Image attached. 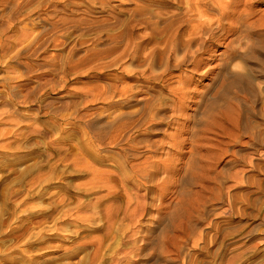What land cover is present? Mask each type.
Wrapping results in <instances>:
<instances>
[{
    "label": "rangeland",
    "instance_id": "rangeland-1",
    "mask_svg": "<svg viewBox=\"0 0 264 264\" xmlns=\"http://www.w3.org/2000/svg\"><path fill=\"white\" fill-rule=\"evenodd\" d=\"M200 4L196 65L166 67L152 25L188 0H0V264H264V0ZM112 153L159 164L123 184Z\"/></svg>",
    "mask_w": 264,
    "mask_h": 264
},
{
    "label": "bare ground",
    "instance_id": "bare-ground-1",
    "mask_svg": "<svg viewBox=\"0 0 264 264\" xmlns=\"http://www.w3.org/2000/svg\"><path fill=\"white\" fill-rule=\"evenodd\" d=\"M179 3H181V2H183V0H177ZM189 1V11L188 12H195V14L194 15H191V16H188V17H186L185 15L186 14H189L187 11L185 12V14L183 15V17L179 14V15H173V16H170L168 19H167V21L166 22H164L165 21V19H164V23H161V24H165L166 23V27H165V25H164V27L165 28H163L164 30H158V28L157 27H155L157 24H155L154 22H151V23H154L152 26H153V35L154 36H157V38H158V35H159V37H161V36H164V38H167L166 39V42L168 43L169 42V44H171V47L169 48V51H167V52H164V55L166 56L165 58H166V60H167V62L168 63H166L165 64V66L166 67H168V65H169V63H170V61H172V60H174V61H176L178 64H182V63H184V62H186V60H184V58L183 57H180V52H181V50L182 51H186V52H189L190 53V57H191V59L192 60H190L191 61V64H194V65H196V60H197V54H198V52H197V50H196V52L195 51H193V49H194V47H192L191 48V46H193V44H194V42H198V40L200 39L201 40V38H202V36H204V35H208V37L210 38V36H211V33H212V27L211 28H208L207 27V23L204 21L203 22V19L205 18V13L204 12H206V11H204L203 10V6H205L206 5V3H205V5H203V6H201V4H200V1L201 0H188ZM203 1V0H202ZM186 3V2H185ZM224 3V2H223ZM223 3H221V4H219L218 6L221 8V5L223 4ZM230 2H228L227 4H229ZM187 4H188V2H187ZM225 4V3H224ZM223 4V5H224ZM226 4V5H227ZM231 4V3H230ZM230 4L228 5L229 7H230ZM225 5V6H226ZM229 7H227V9L229 8ZM146 9V8H145ZM223 9H225V7L223 8ZM223 9L221 8V13L223 12L224 13V11H223ZM226 9V10H227ZM203 10V11H202ZM207 10V9H206ZM209 10V9H208ZM136 11V10H135ZM207 12H209V11H207ZM222 13V14H223ZM143 15H145V14H143ZM182 17V18H180V17ZM179 17L180 19H177V18ZM143 19L141 20V23L143 24V25H146V26H149V22H148V20L145 18V17H142ZM155 19V18H154ZM156 20V19H155ZM207 20V19H206ZM217 20V19H216ZM211 22V21H210ZM132 24V23H131ZM206 24V25H205ZM210 24V23H209ZM183 25H188V27H192L191 29H190V31L186 34L187 35V37H188V39L187 40H185L184 39V32H181V31H183V30H181V29H184V26ZM213 25V24H212ZM131 32V31H130ZM206 38V37H205ZM150 41V40H149ZM156 41V40H155ZM205 43V42H204ZM154 44H155V42H154ZM153 45V44H152ZM141 46V45H140ZM140 46H139V48H140ZM153 47V46H152ZM155 48L153 49V51H152V53L150 54V59H151V65L150 66H152V68H154L155 67V65H157V64H155V63H158L157 61H159V60H155L156 59V56H157V47L156 46H154ZM197 47V46H196ZM143 48V47H142ZM183 48V49H182ZM198 48V47H197ZM195 50V49H194ZM137 51H138V49H137ZM160 51V50H159ZM158 51V55H159V57H160V53L161 52H159ZM161 55H163V53L161 54ZM149 56V55H148ZM146 57V58H149V57ZM186 57V56H185ZM183 58V59H182ZM188 58H189V56H188ZM157 59H159V58H157ZM180 59H182V60H180ZM180 60V61H179ZM148 61V59L146 60V62ZM165 61V60H164ZM160 62V61H159ZM136 63V62H135ZM145 63V62H144ZM148 64V63H147ZM175 64V63H174ZM177 64V65H178ZM185 64V63H184ZM176 65V64H175ZM171 66V65H170ZM176 67V66H175ZM149 68V67H148ZM167 70H169V69H167ZM129 86V85H128ZM182 96H184V93H183V95ZM153 100V99H152ZM182 101V100H181ZM179 102V101H178ZM176 104V103H175ZM148 105V104H147ZM167 105V104H166ZM177 105H179L180 106V104H177ZM146 106V105H145ZM176 107V106H175ZM181 107H182V104H181ZM148 108V107H147ZM159 108V107H158ZM177 108V107H176ZM175 108V109H176ZM171 109H172V107H171ZM178 109V108H177ZM179 109H180V107H179ZM206 109V108H205ZM173 112H174V107H173V110H172ZM176 111H178V110H176ZM175 111V112H176ZM178 112H180V111H178ZM175 114V113H174ZM174 114L171 116V117H168V119H160L158 116H154V117H150V119L152 120V121H157V122H159L160 123V121H167V123L168 124H170V122L172 123V119L173 120H175V119H178V117L176 118L175 116H174ZM212 114V113H211ZM121 117V116H120ZM120 117H111V119L107 122V126H108V133H107V135H106V142H107V144H108V146H114V147H116V145H121V146H123V145H128V142L131 140V138L129 137V136H126L127 135V132H129V130H131V129H133L134 127H136V126H134V122H129V121H132V120H129V121H127V122H124L123 121V119H128L127 118V114H124L123 115V118L122 119H120ZM142 118V117H141ZM194 119V118H193ZM146 122V121H145ZM142 123H144L143 121H142ZM166 123V124H167ZM138 124V123H137ZM162 124V123H161ZM167 124V125H168ZM136 125V124H135ZM159 126V125H158ZM135 130H137V128L135 129ZM102 138V137H101ZM169 138V137H168ZM134 139V138H133ZM133 139H132V141H133ZM136 139V138H135ZM134 139V140H135ZM171 139V138H170ZM171 140H173V139H171ZM194 140V139H193ZM131 141V142H132ZM176 141V140H175ZM130 142V145H132V147L133 146H135V145H133L132 143ZM135 142V141H134ZM140 142V141H139ZM142 142V141H141ZM177 142V141H176ZM178 142H179V144H180V146L182 145V142L183 141H179L178 140ZM136 143H138V140H137V142ZM135 143V144H136ZM141 144V143H140ZM164 144V143H163ZM176 144H178V143H176ZM137 145V144H136ZM140 146V145H139ZM142 146H144V145H142ZM148 146V145H147ZM146 146V147H147ZM150 147L149 148H153V145H149ZM156 145H154V147H155ZM177 147H178V145H176ZM158 147V146H157ZM179 148V147H178ZM87 149V148H86ZM93 149V148H92ZM124 149V148H123ZM132 149V148H131ZM158 149V148H157ZM97 150V149H96ZM90 151V150H89ZM123 151V150H122ZM128 151H129V149H128ZM128 151H127V154H128ZM130 151H132V150H130ZM133 151H134V147H133ZM136 151V150H135ZM137 151H138V149H137ZM97 152V151H96ZM124 152V151H123ZM126 152V151H125ZM132 153V152H131ZM97 154V153H96ZM99 154V153H98ZM137 154V153H136ZM130 155V154H129ZM129 155H119V157L116 155V153H112V156L111 157H109V160L110 161H112L114 164H115V167H113V165H111L110 166V170H108V171H106L107 173H105L107 176H109V177H115V175L117 174V176L118 177H120V179H121V182L123 183V184H130L131 182H133V184L135 183V182H137L139 179L141 180L142 178H144V177H148L150 174V170H155V166L157 167V164H159V162L158 161H148V160H145V161H143L142 163H140V164H136V165H133V166H130L132 169H130L129 167H128V163H126L127 162V158H128V156ZM133 155V154H132ZM135 155V154H134ZM95 156V155H94ZM107 156V155H106ZM121 156V157H120ZM136 156V155H135ZM139 156V155H138ZM148 158H151V156L150 157H148ZM136 159V158H135ZM154 159V158H153ZM139 160V159H138ZM170 161V160H169ZM169 163V162H168ZM112 164V163H111ZM161 166H162V168H163V170L164 171H168L167 172V174L169 173V172H171L170 171V169L168 168V167H170L167 163L165 164V163H163V164H160ZM161 168V169H162ZM161 169H160V171H161ZM162 170V171H163ZM161 171V172H162ZM152 173H156V172H152ZM100 174V173H99ZM163 174V173H162ZM166 174V173H165ZM155 175V174H154ZM158 176V175H157ZM113 179V178H112ZM115 180V179H114ZM139 180V181H140ZM138 181V182H139ZM134 214V213H133ZM39 224V223H38ZM26 227V226H25ZM52 230V229H51ZM50 231V230H49ZM29 232V231H28ZM20 233V232H19ZM40 234V233H39ZM36 235V234H35ZM21 236V235H20ZM21 239V238H20ZM74 240V239H73ZM4 243V242H3ZM4 246V245H3ZM76 246V245H75ZM86 248L84 247V246H79L78 245V247H75V248H73L72 250H69L68 252H66V253H64V255L67 257V258H73L74 256H76L77 254H79V252H85L86 250H85ZM85 250V251H84ZM4 252V251H3ZM31 253V252H30ZM24 254V253H23ZM29 254V253H28ZM17 256V255H16ZM62 257H63V255H62ZM61 257V258H62ZM65 257V258H66ZM64 258V257H63ZM27 259V261H25L24 263L23 262H21L20 260H18L21 264H54V262L55 261H53V260H49V259H47L46 260V258L42 261V262H40L39 263V261H36V260H34V259H29L28 257L26 258ZM56 260V259H55ZM67 264H72V263H67Z\"/></svg>",
    "mask_w": 264,
    "mask_h": 264
}]
</instances>
